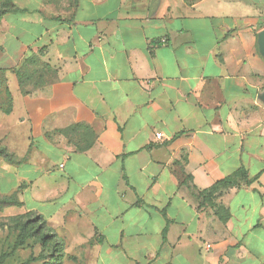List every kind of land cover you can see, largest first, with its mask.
Returning a JSON list of instances; mask_svg holds the SVG:
<instances>
[{"label": "crops", "instance_id": "0c3cea01", "mask_svg": "<svg viewBox=\"0 0 264 264\" xmlns=\"http://www.w3.org/2000/svg\"><path fill=\"white\" fill-rule=\"evenodd\" d=\"M12 1L0 217L41 215L86 264H264V0Z\"/></svg>", "mask_w": 264, "mask_h": 264}, {"label": "rangeland", "instance_id": "374dc122", "mask_svg": "<svg viewBox=\"0 0 264 264\" xmlns=\"http://www.w3.org/2000/svg\"><path fill=\"white\" fill-rule=\"evenodd\" d=\"M74 3L75 0H65V8L72 9ZM24 223L28 224L27 232L33 236L28 237L25 245L19 247L17 243ZM43 234L50 235L51 232L42 227L35 214L21 218L0 217V264H86L88 250L68 251L57 234L55 239L42 242L40 237ZM39 256L45 257V261L27 263L31 257Z\"/></svg>", "mask_w": 264, "mask_h": 264}, {"label": "trees", "instance_id": "16d2710c", "mask_svg": "<svg viewBox=\"0 0 264 264\" xmlns=\"http://www.w3.org/2000/svg\"><path fill=\"white\" fill-rule=\"evenodd\" d=\"M18 11H20V9L17 8L13 4L12 0H5L4 2H2L1 6H0V20L5 15H7L8 13H15V12H18ZM37 67H39V68H37ZM38 71H41V73H37ZM45 73H46V75L48 73L50 74V72L48 70V66L45 65L39 58L33 56V57H30V58L26 59L24 64H23V66H22V68L17 71V75L19 77V83H20L21 88H23V90H24V88L28 84L34 83V82H40L41 84H43L44 78H45ZM51 77H53V75ZM26 93H31L32 94L34 92L26 91ZM7 112L9 113L10 110L7 111ZM0 157H2L7 162H10V163L13 162V156L10 155L3 147H0ZM246 176H247V172L246 171H240L237 174L233 175L232 177H230V178H228L226 180H223L221 182H218L210 190V193L211 194H215V193H219L221 191L230 189V188H232L233 186L236 185L238 179L245 178ZM17 193L18 192H15V193H13L10 196H5V195H2L0 193V211L1 212L4 211L6 208L13 207V206H18L19 207V206L22 205L18 201ZM33 214H35L37 216V219L39 221H41L42 227H46L51 232L50 235H44L43 234L40 237V240L42 242H46L49 239H55L56 238L55 232L49 227L47 221L41 215H38L36 213H32L31 212V213H27L25 215L19 216V218L27 216V215H33ZM27 225H28L27 223H24L22 225V227H21V233L19 235V240H18V243H17V245L19 247L20 246L21 247L24 246L25 242H26V239L28 237L33 236V234L27 232V230H28V226ZM40 260L45 261V257L44 258L43 257L41 258V256H39L37 258L31 257L28 260L27 263L36 262V261H40Z\"/></svg>", "mask_w": 264, "mask_h": 264}, {"label": "water", "instance_id": "95a60500", "mask_svg": "<svg viewBox=\"0 0 264 264\" xmlns=\"http://www.w3.org/2000/svg\"><path fill=\"white\" fill-rule=\"evenodd\" d=\"M260 46H261V50L264 53V30L260 33Z\"/></svg>", "mask_w": 264, "mask_h": 264}, {"label": "built area", "instance_id": "2783aa9c", "mask_svg": "<svg viewBox=\"0 0 264 264\" xmlns=\"http://www.w3.org/2000/svg\"><path fill=\"white\" fill-rule=\"evenodd\" d=\"M157 139L161 140L162 139V135L161 134L157 135Z\"/></svg>", "mask_w": 264, "mask_h": 264}]
</instances>
